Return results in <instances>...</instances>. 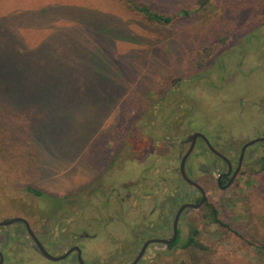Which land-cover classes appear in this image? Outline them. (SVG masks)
Here are the masks:
<instances>
[{"label":"rangeland","instance_id":"1","mask_svg":"<svg viewBox=\"0 0 264 264\" xmlns=\"http://www.w3.org/2000/svg\"><path fill=\"white\" fill-rule=\"evenodd\" d=\"M133 3L164 15L184 13L164 25ZM249 36H264V0H0V78L15 103L37 105L41 97L51 109L37 131L23 128L34 147L0 137V222L25 218L43 241L65 246L76 227L99 234L100 258L121 248L120 217L105 212L103 198L120 186L107 168L124 147L138 151L143 167L154 163L161 178L169 160L178 166L171 144L177 147L192 130L212 134L229 156L263 131L264 118L245 120L251 113H240L230 91ZM259 49L249 50L256 63ZM255 79L264 86V72ZM256 152L229 188L201 173L211 154L195 152L193 174L220 221L206 217V206L193 211L181 243L197 229L205 248L150 249L142 264H264V145ZM94 185L104 190L91 194ZM85 199L93 211L82 207ZM1 228L4 264H69L36 252L16 230L24 224L6 227L9 240Z\"/></svg>","mask_w":264,"mask_h":264},{"label":"flooded vegetation","instance_id":"2","mask_svg":"<svg viewBox=\"0 0 264 264\" xmlns=\"http://www.w3.org/2000/svg\"><path fill=\"white\" fill-rule=\"evenodd\" d=\"M248 38L250 40H248L245 50L237 53L238 57L233 69L235 72L233 76L235 82L230 87L233 97L232 104L241 108V114L248 111L251 113L248 114L249 116L245 117V120L260 117L264 118V86H262L259 79H255L261 72H264V51H261L264 47V36L263 38H261V36H249ZM255 41L258 42V47L253 45ZM253 48H261L259 49L260 53L257 55V57L259 56V58H261L258 63H256L255 60L252 61L254 58L253 53L250 56L251 52H249V50H253ZM247 61V67H244ZM254 62L255 65H253ZM251 64L253 66H251ZM223 68L227 69L225 65H223ZM196 115L197 111L194 120L196 119ZM190 122L191 121H189V123ZM195 134H203L208 139V142L201 136L188 141L190 136ZM165 137L169 138V136L166 135L163 138ZM262 137H264V129L260 134L247 142ZM247 142L242 145L240 151L236 152V158L234 155L229 156L227 153L223 152L227 147H218L212 134L208 137L204 133L192 130L180 140L177 147L175 144H171L175 150L178 151V166L174 169V158L173 162L169 160L171 166L168 165L165 173L166 176L162 175L161 178H159L157 166L153 168L155 165L154 163H151L149 167H143L142 162H139L138 156H136L138 151L134 152V149L132 150L131 148L127 149V147H124L118 158L119 161L116 162L117 159H115L113 163L110 162L108 164L107 168L111 182L117 179L120 186L118 189L113 187L107 192L104 191L106 198H103L104 209L107 210L105 212L112 215H119L120 217L118 230L119 234L121 236L123 235V238L122 243H116V245H122V247L109 249L108 253H106V258L98 257L95 251L96 248H94V244L100 245V242L97 241L100 239L99 234H92L87 230L83 233H78V228L76 227L72 232L73 242L69 246L68 244L65 246L64 244H58L56 242L49 243L43 241V239L36 234L30 222H28L49 253L54 256H60L68 252L71 248L79 247L81 250V257L86 264H114V261L116 262L118 259L120 260L118 264H132L141 252L143 246L149 242L142 258L137 263L142 264V261L145 259L150 249L157 252H164L172 250L179 245L182 240V225L184 220H186L193 211L204 208L209 202L205 184L198 181L196 175L193 174L191 166L193 154L197 151H199L201 155L209 156V154H211L212 157L207 159L208 162L201 163V173L207 172L209 176L217 181V186L219 188H229L242 173L244 164L248 160L255 159L258 154V152H256L257 149L264 145V141L256 142L248 146L244 153H242L243 147ZM189 150L190 153L185 160V172L188 178L197 183L198 186L191 184L182 174V161ZM131 151L134 152V159L129 158L127 155L128 152L130 153ZM262 158H264V156H261V159ZM129 161L133 162L129 163ZM142 169H145V172L139 176L138 182L135 176L138 175V172L141 173ZM98 181L99 178L96 180V183ZM99 183L101 182H98V184ZM103 190V187L94 185L90 192L93 194L95 192H102ZM82 207L86 210L93 211L95 206L90 199H85ZM178 213L180 215L177 223V236L175 238L176 218ZM20 223L24 224V228L21 230L16 229L18 233L23 235L27 241H29L30 246L41 254L43 258L50 260L36 249L27 225L23 222ZM113 223L114 222L105 227V229H108L109 233L115 229L111 227ZM90 224L91 222L88 223L87 226H90ZM2 227H4L1 228L3 230V235H5L6 240H9L11 237L10 231L6 228L7 226ZM51 245L53 247L55 246L57 250H61V252L56 253L53 251ZM0 252L4 257V264L6 254H4L2 250H0ZM108 257H110L109 261L107 260ZM127 260L128 263H126ZM63 261H68L69 264H81L78 250L72 251L60 262Z\"/></svg>","mask_w":264,"mask_h":264},{"label":"trees","instance_id":"3","mask_svg":"<svg viewBox=\"0 0 264 264\" xmlns=\"http://www.w3.org/2000/svg\"><path fill=\"white\" fill-rule=\"evenodd\" d=\"M133 7L145 15L149 20L168 25L174 22L178 15H182L184 12L178 14L164 15L154 10H151L146 4H136L133 3ZM214 51V48L208 50L206 57H208ZM201 54V52H200ZM5 80L0 78V137L10 138L16 143L26 144L29 147H34L31 141H28L29 136H26L23 132L25 131H37L41 124L45 121V116L50 112V105L46 102H43L44 99H41L37 105H30L25 99L21 104L15 103L11 94L7 90ZM9 85V84H8ZM36 96V95H35ZM26 101V102H25ZM32 125V127L30 126ZM262 169H264V158L261 159ZM28 190L32 193H35L39 196H45V192L40 191L32 186L28 187ZM206 217H209L212 222H219V211L214 204L208 202L207 205ZM199 231L196 229L194 233L190 234L189 237L181 243V247L184 249L188 248H201L204 249L205 246L197 239ZM178 264H186L181 262Z\"/></svg>","mask_w":264,"mask_h":264},{"label":"water","instance_id":"4","mask_svg":"<svg viewBox=\"0 0 264 264\" xmlns=\"http://www.w3.org/2000/svg\"><path fill=\"white\" fill-rule=\"evenodd\" d=\"M198 136L203 137V138L208 142V139H207L206 136H204L203 134H195V135H192V136H190V138L188 139V141L191 140V139H195V138L198 137ZM259 141H264V137H262V138H258V139H254V140H251V141L247 142V143L245 144V146L243 147L242 153H244V151L246 150V148H247L248 146L253 145L254 143L259 142ZM189 153H190V150H189V152L186 154V156L184 157V159H183V161H182V165H181L182 174H183V176H184V177H185V178H186L191 184H193V185H195V186H198L197 183H195L194 181H192V180H190V179L188 178V176L186 175V172H185V160H186L187 156L189 155ZM179 215H180V214L178 213L177 218H176V231H175V238H176V236H177V223H178ZM16 222H23V223H25V224L27 225V227H28V231H29L31 237L33 238V241H34V243H35L36 249H37L40 253L44 254L48 259L53 260V261H61V260H63L64 258H66V257H67L72 251H74V250H78L80 263H81V264H86V263L83 261L82 257H81V250H80L79 247L71 248L68 252H66L65 254L60 255V256H54V255H52L51 253H49V252L46 250V248L43 246V244L40 242V240H39V238L37 237V235L35 234V232L32 230V228H31V226H30L28 220L25 219V218L17 217V218L11 219V220H9V221H3V222H0V226H8V225L14 224V223H16ZM162 241L168 243V242L165 241V240H162ZM148 244H149V242H147V243L143 246L141 252L139 253V255L137 256V258L135 259V261H134L132 264H137V263L139 262V260H140V259L142 258V256H143V254H144V252H145V250H146ZM0 255H1L0 264H3L4 257L2 256V253H1V252H0Z\"/></svg>","mask_w":264,"mask_h":264}]
</instances>
